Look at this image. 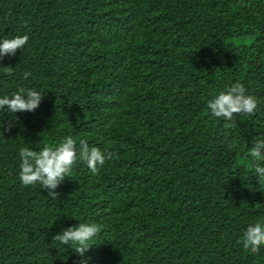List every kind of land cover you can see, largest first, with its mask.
I'll return each instance as SVG.
<instances>
[{
  "label": "trees",
  "instance_id": "16d2710c",
  "mask_svg": "<svg viewBox=\"0 0 264 264\" xmlns=\"http://www.w3.org/2000/svg\"><path fill=\"white\" fill-rule=\"evenodd\" d=\"M24 34L0 97L43 99L0 113V264H79L52 241L79 222L102 226L88 264H264L240 242L264 222V0H0V41ZM237 82L258 109L226 128L207 101ZM67 136L118 158L79 162L57 199L24 186L19 149Z\"/></svg>",
  "mask_w": 264,
  "mask_h": 264
},
{
  "label": "clouds",
  "instance_id": "9594fccd",
  "mask_svg": "<svg viewBox=\"0 0 264 264\" xmlns=\"http://www.w3.org/2000/svg\"><path fill=\"white\" fill-rule=\"evenodd\" d=\"M29 41L27 34L17 35L0 41V58L15 56L18 49H24ZM7 74H12V67L7 66ZM32 75L25 71L23 79L27 80ZM43 99V93L33 88L20 87L11 97L5 95L0 97V113L5 106L9 114L17 112H34ZM207 107L212 116L225 121V127L231 128L236 116H254L258 109V100L255 96L247 95L242 83H234L221 91L214 98L207 101ZM0 126L3 121L0 120ZM13 124L9 122L6 130H11ZM253 163L252 171L258 176L261 188L264 189V136L253 139L252 146L248 150ZM20 172L19 179L24 186L39 184L41 189L47 190L48 197L57 199L59 193L57 187L73 173L74 167L83 162L93 175H98L99 170L106 161L116 156L115 152L102 151L98 147H89L86 140L77 142L72 136L65 137L58 146L45 145L40 150L28 147L19 149ZM102 231V226L96 223H80L62 229L61 232L52 237V241H58L64 246L71 247L81 258L79 264H88L90 257L86 253ZM245 251L251 254H259L264 248V222H257L247 226L242 240Z\"/></svg>",
  "mask_w": 264,
  "mask_h": 264
}]
</instances>
